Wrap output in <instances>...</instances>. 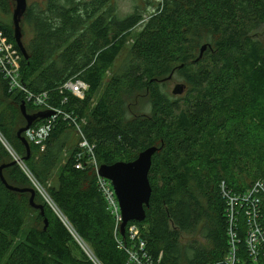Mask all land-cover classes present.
<instances>
[{"label":"trees","instance_id":"trees-1","mask_svg":"<svg viewBox=\"0 0 264 264\" xmlns=\"http://www.w3.org/2000/svg\"><path fill=\"white\" fill-rule=\"evenodd\" d=\"M132 2L133 12L125 17L116 0L29 5L22 18L33 32L29 41L23 32L26 58L15 40V1L0 0V34L22 56V83L36 94L47 92L52 107L85 120L99 166L131 162L158 147L146 219L128 225L140 228L156 264H224L228 242L220 184L243 193L264 181V40L257 36L264 28V0ZM175 75L186 86L179 99L161 86ZM70 80L88 84L84 99L64 89ZM135 93H145L150 115H130L126 99ZM23 102L0 71V132L22 159ZM26 104L29 115L47 112ZM53 126L45 150L30 143L26 165L103 264H130L118 240L126 247L132 242L127 231L124 237L115 233L95 167L84 161L76 168L75 128L62 116ZM12 162L0 142V168ZM3 176L10 186L32 188L18 165L4 168ZM30 198L0 178V264H93L41 197L36 193L35 202L44 206V215ZM197 234L199 240L191 239ZM241 256L247 264H264L253 262L243 245Z\"/></svg>","mask_w":264,"mask_h":264},{"label":"built area","instance_id":"built-area-1","mask_svg":"<svg viewBox=\"0 0 264 264\" xmlns=\"http://www.w3.org/2000/svg\"><path fill=\"white\" fill-rule=\"evenodd\" d=\"M21 61L22 56L19 51L9 43L8 39L0 34V71L7 81L10 91L22 94L26 103H31L46 111L54 112V115L47 119V121L35 127L32 126L27 130L24 133L26 140L29 144L31 143L41 148L42 151L45 150L46 141L54 128V120L59 116H62L65 121L75 128L76 135L79 139V151L76 154V168L82 169L84 161L91 163L95 167L97 184L106 201L108 211L115 220V233L117 234V232H120L123 222L120 204L112 183L99 174L100 166L96 159L95 145L89 141L83 129L85 120L80 122L71 114L52 107L49 103V94L47 92L36 94L26 87L21 81ZM64 89L77 98L84 99L89 86L81 80H70L64 85ZM0 142L11 155L13 161L17 163L43 202L63 222L88 259L93 264H103L96 257L91 247L80 238L76 230L51 198L47 188L36 179L25 161L16 153L1 132ZM220 192L226 205L225 219L228 242V251L222 263L247 264L241 256L242 245L244 246V251L253 262L257 263L260 259H264V181H255L243 193L234 192L225 181H222L220 184ZM241 229L245 231L244 240L240 236ZM127 232L132 245L126 247L121 240H118V243L120 248L125 249L128 253L130 264H156L147 249V243L140 235V228L136 224H132L129 228L127 226Z\"/></svg>","mask_w":264,"mask_h":264},{"label":"water","instance_id":"water-1","mask_svg":"<svg viewBox=\"0 0 264 264\" xmlns=\"http://www.w3.org/2000/svg\"><path fill=\"white\" fill-rule=\"evenodd\" d=\"M16 7L13 12V23L15 27V40L16 43L26 58H28L27 52L23 45V31H22V18L28 9L27 0H14ZM208 46L204 45L201 49L200 58L207 50ZM186 92V86L183 84H177L173 90L174 95H182ZM21 112L27 120V126L19 130L18 137L23 142L27 149V156L23 160L26 161L30 157V144L23 136V134L29 130L34 122L39 118L48 119L54 115L53 111H47L45 113L37 115H29L27 113V104L23 102L21 105ZM158 147H150L139 154L137 159L131 162H117L112 165H102L99 168V174L109 180L115 190L118 198L123 222L121 224V235H126L127 226L132 222L142 223L146 219V208L150 205V199L152 195V187L149 179V173L152 167L153 157L157 153ZM17 163L13 161L9 165H4L0 168V178L11 191L31 194L30 205L37 210H40L42 214L45 213L43 205L37 204L36 191L33 188L19 189L7 184L4 176L3 169L8 166H15ZM46 222L45 229L48 227Z\"/></svg>","mask_w":264,"mask_h":264},{"label":"rangeland","instance_id":"rangeland-1","mask_svg":"<svg viewBox=\"0 0 264 264\" xmlns=\"http://www.w3.org/2000/svg\"><path fill=\"white\" fill-rule=\"evenodd\" d=\"M42 1L43 0H27L28 6L32 5L36 2H42ZM116 1H117V5H118L117 7H118V12H119L120 16L125 17L126 15L133 12L134 4H133L132 0H116ZM11 19L13 21V17ZM22 28H23V32L25 34L26 41H29L33 37V32H32L31 27L28 24H26L25 22H23ZM257 36L261 40H264V28L259 31ZM122 61H123V57H121L118 60L117 65L122 64ZM184 83L185 82L182 80V78L179 75H175L174 79H172L171 81H165L164 85H161V86L163 87V90L165 92H167L172 98L179 99L180 97H178V96H181V95H174L173 90L175 89L177 84H184ZM182 97H184V96H182ZM126 105L130 109L129 110L130 115L133 117L150 115V113L152 111V108H151V106L147 100V96L145 95V93H143V94L135 93V95L132 98L126 99ZM72 135L74 136V142H75V140H76V142H78L76 134L73 132ZM32 218H34V220H35L36 216L34 214H32ZM193 238H196L199 240L198 234L195 235L194 237H192L191 239H193ZM202 240H201V242H203Z\"/></svg>","mask_w":264,"mask_h":264},{"label":"crops","instance_id":"crops-1","mask_svg":"<svg viewBox=\"0 0 264 264\" xmlns=\"http://www.w3.org/2000/svg\"><path fill=\"white\" fill-rule=\"evenodd\" d=\"M76 137H77V135H76ZM77 139H78V137H77ZM72 141L74 142V136H72ZM78 141H79V139H78ZM75 142H76V140H75ZM74 142V143H75ZM77 143V145H78V142H76Z\"/></svg>","mask_w":264,"mask_h":264}]
</instances>
